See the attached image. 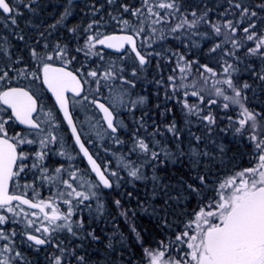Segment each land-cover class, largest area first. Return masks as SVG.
I'll list each match as a JSON object with an SVG mask.
<instances>
[{"label":"snow or ice","instance_id":"snow-or-ice-1","mask_svg":"<svg viewBox=\"0 0 264 264\" xmlns=\"http://www.w3.org/2000/svg\"><path fill=\"white\" fill-rule=\"evenodd\" d=\"M0 264H264V0H0Z\"/></svg>","mask_w":264,"mask_h":264}]
</instances>
